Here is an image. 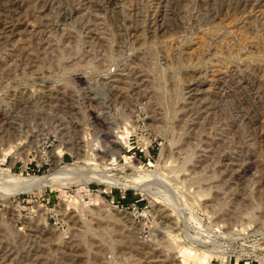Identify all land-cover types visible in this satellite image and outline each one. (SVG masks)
<instances>
[{
	"label": "rangeland",
	"instance_id": "1",
	"mask_svg": "<svg viewBox=\"0 0 264 264\" xmlns=\"http://www.w3.org/2000/svg\"><path fill=\"white\" fill-rule=\"evenodd\" d=\"M234 1L0 0V264H264V0Z\"/></svg>",
	"mask_w": 264,
	"mask_h": 264
},
{
	"label": "bare ground",
	"instance_id": "2",
	"mask_svg": "<svg viewBox=\"0 0 264 264\" xmlns=\"http://www.w3.org/2000/svg\"><path fill=\"white\" fill-rule=\"evenodd\" d=\"M217 1V0H216ZM227 1V0H226ZM231 1V0H230ZM247 0H235L234 2H235V4H234V6H235V8H241L242 7V9L244 10L246 7H245V2H246ZM221 2V1H220ZM248 3H249V1H248ZM249 5V4H248ZM170 8V7H169ZM247 9V8H246ZM212 10V9H211ZM242 11V10H241ZM257 86V85H256ZM249 96V95H248ZM254 96V95H253ZM101 122V120L100 119H98V122ZM108 133V132H107ZM107 135V134H106ZM108 136H109V134H108ZM111 136V135H110ZM81 144H79V146H80ZM121 148V147H120ZM80 151H81V148H78ZM83 151V150H82ZM60 152V151H59ZM87 153L88 152H86V154L85 155H87ZM80 154H83V153H80ZM58 155H59V153H58ZM79 156V155H78ZM80 157V156H79ZM83 157V156H82ZM85 158V157H84ZM74 167V166H73ZM68 168V167H67ZM67 168H65V169H67ZM74 168H76V167H74ZM79 168V167H78ZM63 170V171H65L64 173H66V172H68V173H70L71 171L75 174V175H70V174H68V175H70L71 177V179L73 180V182L75 181V182H79V181H83V182H88V181H90V180H93V179H95V180H97V181H99V182H106V183H112L114 186L116 185V186H122V187H127V183H123L122 181H120L119 179H115V178H113V177H111V176H109L108 174H106L105 172H101V171H98V169L97 170H95V168L94 169H92L91 170V168H83V170H84V172H82L81 170V172L82 173H79L78 171V173L76 172L75 173V169H69V171L67 170ZM81 169H82V166H81ZM60 172H62V171H60ZM62 174V173H61ZM64 175V174H63ZM53 176H54V174H49V175H44V176H31V177H25V176H11L12 177V179H14L13 180V182L16 180V182H18L19 184H18V186H21V188H20V190L21 189H28V190H32V189H35V188H39V187H42V186H44V185H47L48 183H50L51 181H53L54 179H53ZM69 178V179H70ZM148 178H149V176H148ZM11 179V180H12ZM58 179V178H57ZM61 179V178H60ZM69 179H68V181H69ZM137 181V180H136ZM69 182H71V181H69ZM62 183H63V181H62ZM148 183V182H147ZM65 184V183H64ZM111 184V185H112ZM17 185V184H16ZM4 186V185H3ZM8 186V185H7ZM16 189H17V187H15ZM14 188V189H15ZM19 190V189H18ZM7 191V190H6ZM12 193H14V192H12ZM151 193V192H150ZM167 203V202H166ZM175 205V204H174ZM162 210H156V212H160L159 214L161 215V217L163 218V217H167V216H162L163 215V213L161 212ZM165 211V210H164ZM163 211V212H164ZM169 218V217H168ZM165 219V218H164ZM169 231V230H168ZM169 233V232H168ZM179 249H178V251L180 252V253H182V255H189L190 254V250H188L187 249V247H185V246H183V245H181V246H179L178 247ZM182 259L180 260V264H187V259L186 258H184L183 256L181 257Z\"/></svg>",
	"mask_w": 264,
	"mask_h": 264
},
{
	"label": "built area",
	"instance_id": "3",
	"mask_svg": "<svg viewBox=\"0 0 264 264\" xmlns=\"http://www.w3.org/2000/svg\"><path fill=\"white\" fill-rule=\"evenodd\" d=\"M133 210H135V209H133ZM136 213V212H135ZM135 216H136V214H134Z\"/></svg>",
	"mask_w": 264,
	"mask_h": 264
}]
</instances>
